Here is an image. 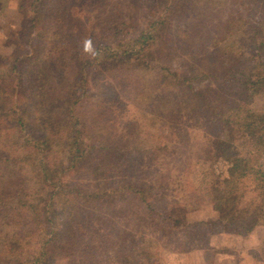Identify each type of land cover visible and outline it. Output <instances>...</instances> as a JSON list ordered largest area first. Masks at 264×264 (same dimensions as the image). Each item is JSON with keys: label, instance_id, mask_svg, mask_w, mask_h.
Returning <instances> with one entry per match:
<instances>
[{"label": "trees", "instance_id": "1", "mask_svg": "<svg viewBox=\"0 0 264 264\" xmlns=\"http://www.w3.org/2000/svg\"><path fill=\"white\" fill-rule=\"evenodd\" d=\"M112 2L30 0L19 27L10 30L12 51L0 52V126L6 136L0 228L18 236L20 249L14 256L0 249V264H155L164 258L163 251L152 258L146 250L154 246L151 224L174 253L210 235L244 237L264 226V109L252 104L264 97V0H151L162 12L132 36L121 32L123 9L113 11ZM144 2L119 0L118 6L128 13L130 3L134 8ZM86 5L104 15L95 13L91 22L79 8ZM88 38L94 57L82 52ZM169 56L187 66L179 72L164 66ZM140 69L160 71L155 88L137 93L139 107L150 109L147 117L156 114L148 127L155 141L146 136L154 142L141 148L133 133L131 145H121L106 106L98 111L108 135L98 130L93 137L82 103L106 91L102 84L109 76L129 81ZM129 122L132 132L141 127L138 119ZM166 132L174 143L161 141ZM220 156L233 164L223 180L212 171ZM174 161L183 166L178 174L185 181L176 195L168 185ZM78 164L86 165V182ZM112 177L122 180L116 190L122 199L107 215L99 187ZM100 219L119 233L115 240L130 242L125 258L117 251L105 258ZM254 249L249 260L264 264V239Z\"/></svg>", "mask_w": 264, "mask_h": 264}, {"label": "rangeland", "instance_id": "2", "mask_svg": "<svg viewBox=\"0 0 264 264\" xmlns=\"http://www.w3.org/2000/svg\"><path fill=\"white\" fill-rule=\"evenodd\" d=\"M27 2H30V0H0V52L3 54H8L12 51L13 49V43L11 42V36H10V30L15 29V27H19V24L23 20V16L25 15L24 9L27 6ZM113 7L114 4L116 7H112V10L114 11L118 7L120 9H123L122 17L120 15V19L118 18V22H122L121 27L123 30L121 31L124 36H132L135 35L140 29L145 27V25L150 21L148 19H152L159 15L162 10L158 8L155 2H151V0H145L144 3L137 4L134 8L132 3L129 5V11L127 13L126 8L120 3L119 0H114L112 2ZM150 7H154V12H148V9ZM194 7V6H193ZM79 8L83 11V13L89 12V15L86 13V16L88 15V18L92 20L95 19L94 16L95 13L104 15L100 13V10L98 12L93 11V7L89 6H79ZM76 9V6L74 8ZM80 11V10H78ZM205 11V10H202ZM101 12H104V10H101ZM106 16H107V11H106ZM108 17V16H107ZM115 17V15H114ZM117 18V17H116ZM115 18V19H116ZM113 19V21L115 20ZM104 21V20H103ZM111 21V20H110ZM112 22V21H111ZM103 27H105L104 24H102ZM114 36V32L110 31L108 36ZM264 39V35H262ZM156 56H160L159 54H155ZM154 56V55H153ZM155 57V56H154ZM259 59H262L264 61V55L260 57ZM256 59V60H259ZM260 61V60H259ZM193 64V63H192ZM255 64V63H254ZM261 63H258L259 65ZM163 65L166 67H171L174 69H177L175 71H181L183 68L186 67L187 64H184V60L181 59H172L167 57L163 61ZM256 65V66H257ZM190 69V68H189ZM115 75V74H114ZM137 79H133L131 77L129 81L126 80H121L118 76L115 78L113 76H109L108 80H106L102 84L103 90L105 89L106 91H103L101 93L95 94L93 96V99L91 102L86 106L84 103L83 107H80V112L87 117L91 125L93 126L90 130L91 135L94 137L93 134H95L98 130L101 131L100 134H105L104 136L107 137L108 135V127H106V121L103 116H100L99 114V109L102 110V107H109L112 109V114L108 115V118H110L113 121V124L116 125L117 127V133H115L114 137L118 138L119 141L121 142V145H131L130 142L132 139L131 134L135 133L138 134L140 139L138 140L139 146L143 148L146 141V136L151 137L154 141L156 138V135L154 134L155 130H152L153 127V121L157 119L156 114L152 117H147L149 114L150 109H147L144 113V111L139 107L140 105L138 104V97L137 93L141 92L140 88H155L157 85V82L160 77V71L155 70L153 71H148V70H138L137 74L134 75ZM112 78V79H111ZM157 78V79H156ZM111 79V80H110ZM165 86V83H163ZM167 91H170V88H167ZM166 91V92H167ZM104 93V94H103ZM253 106L256 107L257 105V110L259 109H264V97L262 99L258 100H253L252 102ZM86 106V108H84ZM138 106V107H137ZM95 107L96 110L92 112L90 108ZM152 107V105H151ZM83 109H88L91 110L89 114L85 113ZM154 111V110H153ZM84 117V118H85ZM140 120L141 127L136 126L134 132L131 130L133 129L134 125L133 120ZM152 124L151 128L149 127V124ZM101 124H105L104 126H101ZM182 127H185V125H182ZM193 127V126H190ZM193 129V128H192ZM195 129V126H194ZM104 130V131H103ZM186 130V128L183 129V133ZM111 133V132H110ZM177 137L182 138L183 134L181 135L176 133ZM185 134V133H184ZM165 138L161 139V141L172 144L174 143V140H172V136L170 133L166 132L163 135ZM104 137V138H106ZM173 137L175 135L173 134ZM189 138H192L193 141H196L193 139L196 137L195 134H190L187 136ZM168 138H171L168 140ZM150 140L149 144H152L154 141ZM90 140V139H89ZM5 149H6V136L3 131V129L0 126V159L4 157L5 155ZM127 149V148H125ZM111 164V161L109 160L106 165ZM259 164L264 168V157H261L259 159ZM78 173L81 181H85L84 177H87L88 174L85 172V166L84 164H78ZM158 166V165H157ZM233 166L232 162L225 158V157H218L216 161L213 163L212 166V171L213 174L220 180L227 179L229 178V172L231 167ZM172 169L170 172V179H169V190L175 194L176 191L180 193V190H182L183 184L185 181H183L182 177L179 176V167L180 170L183 168V166H179L178 162H173V165H171ZM170 171V170H169ZM77 175V170L72 173V175L69 174V177L71 176L76 177ZM183 176V175H182ZM120 179V178H119ZM117 180L116 177H112V179L108 178H103L100 182V187L104 190L105 195L102 198V205L104 212L109 215L110 211L109 208L114 205L117 199H122V194L121 193H116V190L119 187H122V183H120L122 180ZM152 179V178H151ZM166 184V183H165ZM151 185V183H150ZM195 189V188H194ZM152 190V189H151ZM156 192V191H155ZM152 193L154 191L152 190ZM109 195V196H108ZM155 195V193L153 194ZM176 195V194H175ZM190 195H194V192H192ZM189 195V196H190ZM188 198V197H187ZM192 200L195 199L194 197L191 198ZM181 203L183 202V199H178ZM140 205L143 206L140 202L138 206ZM91 207L95 209L96 213L101 211L100 209L96 208L93 204H91ZM217 207V208H216ZM215 210L218 209V206L215 204L214 205ZM215 212V211H214ZM143 214V213H142ZM216 214L214 213V216ZM148 217L151 222L156 221V215L151 214ZM211 216H213V213H211ZM214 216L212 218H214ZM4 221V220H2ZM21 223V222H20ZM108 223L110 222H105L100 219L99 220V232L98 235H100L102 239V243H105V258L107 259L111 258L112 254L114 252L118 253L120 259L125 258L126 255H128V250L130 248V242L126 241L125 239L121 240H115V236L118 235L119 233L117 231H111L108 228ZM23 224H20L18 226L16 224V229H21ZM155 228L153 230V234L148 235L149 238L153 239L154 241V246L152 247L151 243L150 247L147 248L146 250L148 251V255L151 256L152 258H157L160 256V253L163 251V258L164 262H159L155 261V264H252L249 258L251 259L252 256L249 255V252L256 248L262 239H264V226H261L257 228L254 232H252L250 235L247 236H229V235H210L207 239L205 240H200L198 241L195 245H193V248L184 252H179V253H174L172 249L168 248L165 244L167 242L166 237H162V235L157 234V231L159 227L151 224ZM12 227V226H11ZM149 228V229H151ZM27 229V228H25ZM110 231V232H108ZM105 236V237H103ZM121 237H124V235L120 234ZM109 237V238H108ZM147 237V238H148ZM105 238H108L105 239ZM199 240V239H198ZM18 241V236L14 235L13 237L9 235L7 232L6 226L3 228H0V249L1 252H6L9 256H14V254L19 253L20 249L18 246L15 245V242ZM156 245H158V248H156ZM166 246V247H165ZM255 250V249H254ZM28 252V249L26 250ZM249 251V252H248ZM248 252V253H247ZM247 253V254H246ZM115 254V253H114ZM113 254V255H114ZM255 264H260V263H255Z\"/></svg>", "mask_w": 264, "mask_h": 264}, {"label": "clouds", "instance_id": "3", "mask_svg": "<svg viewBox=\"0 0 264 264\" xmlns=\"http://www.w3.org/2000/svg\"><path fill=\"white\" fill-rule=\"evenodd\" d=\"M82 52L90 57H94L97 54L95 45L90 38L82 42Z\"/></svg>", "mask_w": 264, "mask_h": 264}]
</instances>
